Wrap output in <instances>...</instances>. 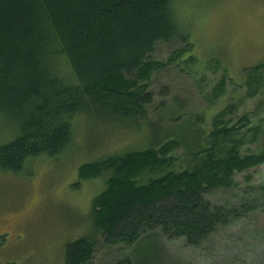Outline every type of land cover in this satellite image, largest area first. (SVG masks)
<instances>
[{
  "label": "trees",
  "instance_id": "obj_1",
  "mask_svg": "<svg viewBox=\"0 0 264 264\" xmlns=\"http://www.w3.org/2000/svg\"><path fill=\"white\" fill-rule=\"evenodd\" d=\"M174 1L0 0V125L6 135L0 134V170L16 173L29 161L61 155L79 115L146 121L154 103L152 76L194 46L180 29ZM173 41L185 48L168 64L152 59L159 44ZM61 59L74 83L60 75ZM247 73L246 86L259 91L264 61ZM225 83L222 77L216 96ZM244 120L230 126L222 114L215 117L208 146L181 173L170 170L175 142L82 166V181L104 176L105 188L93 200L91 232L66 246L64 264H90L98 235L124 249L114 264H155L167 242L199 250L231 227L251 210L246 197L215 205L208 196L229 191L236 176L264 165V148L241 153L243 129L252 126ZM248 132L259 142L264 120ZM260 190L264 196V185Z\"/></svg>",
  "mask_w": 264,
  "mask_h": 264
},
{
  "label": "rangeland",
  "instance_id": "obj_2",
  "mask_svg": "<svg viewBox=\"0 0 264 264\" xmlns=\"http://www.w3.org/2000/svg\"><path fill=\"white\" fill-rule=\"evenodd\" d=\"M172 6L194 46L170 64L185 44L173 41L156 47L152 59L168 65L152 76L154 103L146 121L136 125L79 115L61 155L29 161L16 173L0 170V264H64L66 246L91 232L93 200L105 188L104 176L81 180L80 168L86 164L175 142L170 170L181 173L192 168L194 154L208 146L219 114L230 126L243 118V125L252 123L243 129L242 155L264 148V138L256 142L248 132L264 120V84L259 91L246 86L247 70L264 61V0H176ZM191 57L196 62L191 63ZM59 71L74 83L65 59ZM222 77L226 83L216 96ZM2 129L0 125V134ZM235 184L229 191H214L209 200L232 205L242 195L251 210H240L242 217L220 229L202 249L184 241L167 242L163 260L155 264H264V165L236 176ZM97 240L90 264H114L125 255L121 246L106 244L103 236Z\"/></svg>",
  "mask_w": 264,
  "mask_h": 264
}]
</instances>
